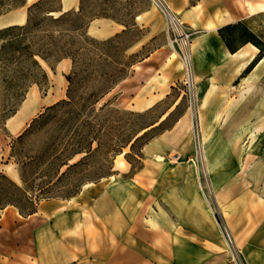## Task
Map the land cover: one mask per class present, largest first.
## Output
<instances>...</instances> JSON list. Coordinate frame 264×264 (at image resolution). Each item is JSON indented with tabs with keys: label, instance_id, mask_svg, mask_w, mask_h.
I'll return each mask as SVG.
<instances>
[{
	"label": "rangeland",
	"instance_id": "obj_1",
	"mask_svg": "<svg viewBox=\"0 0 264 264\" xmlns=\"http://www.w3.org/2000/svg\"><path fill=\"white\" fill-rule=\"evenodd\" d=\"M247 2L264 4V0H219L214 6L222 15L229 14L241 18L238 7ZM33 4L27 6L26 0H0V29L25 25L27 9ZM79 6L78 1L77 8L68 12L77 13ZM83 7L87 18L98 14L104 16L90 22L85 30L87 38L97 43L109 40H112V43L104 46L89 44V52L85 57L92 62H89L88 66L78 64L74 70L70 60H62L57 64L52 61V70L39 60L46 79L36 77L38 86L34 83L28 84L21 102L15 107L14 116L0 122V175L20 186L17 161L27 162L28 158L43 151H48L50 155L68 154L69 142L77 134L73 132L75 122H66L65 112L78 110L82 105L81 100L98 90L105 77L109 80L107 82H113L123 76L125 79L117 84L100 105H109L108 109L100 114L97 122L102 130H105L98 139L100 147L97 149L96 144H92L94 152L80 166L68 172L53 190L55 195L78 189L79 192L70 199L55 201H70L71 204L81 202L87 187L95 185L99 188L108 181L110 177L90 183L104 173L115 172L122 181L135 176L140 203L143 196L147 195L144 200L148 204L145 207L147 211H144L147 215L158 214L162 209L169 208V214L184 226L188 237H199L204 246L216 251L217 256L209 259L210 263L244 264L241 249L236 246L225 225L223 208L226 202L227 179L219 176L211 178L209 173L211 160L208 149L212 132L209 129L201 130L197 115L205 86L196 85L195 82L191 85L187 80L183 59L188 53V48H183L175 27L167 20L163 11L166 9L174 14L170 9L169 0H84ZM59 9L60 0H44L34 11V15L41 17L46 12ZM96 21L104 22L106 26L99 25ZM244 23L247 27L257 28L259 37L264 41V15L256 18L253 23L250 20H245ZM109 32L113 33L107 36ZM192 35L193 32L190 40ZM63 61L66 63L60 64ZM128 65L133 66L127 68ZM71 73L78 75V78L88 75L87 79L77 86L75 104L59 108L55 114L26 135L20 144H14L15 157L11 158L12 142L30 123L45 113L47 108L66 100V78ZM153 96L164 98L147 110L137 105L140 102L150 103ZM49 102L56 103L45 108V104ZM100 106L97 104L96 110ZM163 113L166 117L171 115L161 127L150 131L145 138L139 140L132 151L128 147L122 149L118 156H113L116 146L126 139L132 130L151 125ZM90 133L88 129L84 130L83 134L91 138ZM237 133L240 139L244 132ZM145 143L147 144L143 146ZM241 146L230 148V157L240 162L239 170L243 155ZM83 157L84 155L76 156L69 164H76ZM225 164L223 171L226 170ZM47 168L45 163H42L35 173L45 172L42 176L56 175V167L46 174ZM66 168H62L59 175L65 172ZM230 169L232 170V166ZM39 176L36 177V184L44 180V177L40 179ZM232 181L239 182L240 179H230V183ZM31 193L37 195V190L34 188ZM150 206L153 211L149 209ZM4 214L7 212H2L0 218ZM211 218L215 224L211 222ZM31 221L13 218L7 226L0 221V264L4 262L3 257L6 258L17 250L19 238L23 241L20 247H24L27 252L31 250Z\"/></svg>",
	"mask_w": 264,
	"mask_h": 264
},
{
	"label": "crops",
	"instance_id": "obj_2",
	"mask_svg": "<svg viewBox=\"0 0 264 264\" xmlns=\"http://www.w3.org/2000/svg\"><path fill=\"white\" fill-rule=\"evenodd\" d=\"M37 1L26 0L27 6ZM78 1L60 0L59 10H74ZM218 1L169 3L171 11L193 32L187 49L191 71L195 84L205 86L198 121L201 130L212 132L208 149L211 178L227 179L223 208L227 232L241 249L244 264H264V55L244 74L264 50L257 28L247 27L244 21L253 23L264 15V4L240 5L242 17L237 18L218 13L214 6ZM95 23L106 26L104 22ZM238 23L259 42L258 47L237 40L229 51L218 31ZM224 35L227 37L226 32ZM164 96H153L150 103L137 105L147 110ZM237 132H244L240 139ZM234 146L243 147L240 170V162L230 157ZM136 178L122 181L113 175L99 188L87 187L81 202H43L27 218L6 208L3 212L7 214L0 218L4 226L13 218L32 220L33 232L31 250L20 247L23 241L19 238L17 250L3 257V264H212L208 260L216 258V251L204 246L201 238L188 237L184 226L169 214V208L162 206L158 214L144 212L147 195L140 203ZM230 179L240 181L230 183ZM149 209L153 211L152 206ZM211 222L215 224L213 218Z\"/></svg>",
	"mask_w": 264,
	"mask_h": 264
},
{
	"label": "trees",
	"instance_id": "obj_3",
	"mask_svg": "<svg viewBox=\"0 0 264 264\" xmlns=\"http://www.w3.org/2000/svg\"><path fill=\"white\" fill-rule=\"evenodd\" d=\"M42 1L44 0L36 2L27 9L28 17L25 25L0 29V122H5L14 116L15 107L21 102L28 84L34 83L38 86L39 82L36 77L43 80L46 79L39 60L47 64L51 70L50 64L52 61L57 64L62 60H70L74 70L78 64L88 66L89 62H92L91 59L85 57V54L89 52L87 49L89 44H92V46H104L112 43V40L97 43L87 38L85 30L90 22L104 16L98 14L87 18L84 13V0H79L80 6L77 13H63L58 10L46 12L40 17L34 15V11L37 10ZM53 14H58L59 16L54 17ZM224 32L227 33L228 38L224 35ZM218 34L231 52L233 51L231 44L237 40L259 46V42L248 34L242 23L225 27L219 30ZM262 55H264V50L260 51L259 56L248 66L244 74L252 69ZM132 66L128 65L127 68ZM87 77L88 75L78 78V75L74 73L67 76L66 100L47 108L45 113L30 123L28 128L12 142L11 158L15 157L14 144H20L26 135L55 114L59 108L71 107L75 104L77 86L85 81ZM105 78L98 90L91 92L86 98L81 100L82 105L78 110H67L65 112L66 122H75L73 132L79 135V137L76 135L71 138L67 148L69 149L68 154L65 156L50 155L48 151H43L34 157L28 158L27 162L17 161L16 164L19 168L21 179L20 186L6 176L0 175V214L6 208H13L22 218H27L36 213L37 206L41 202L67 200L79 192L78 189L74 192L67 191L61 192V195H55L53 190L68 172L80 166L94 152L92 144L95 143L97 149L100 147L98 139L105 133V130H102L97 122H99L100 114L106 111L109 105L103 104L97 110L96 106L119 82L125 79L122 76V78H117L113 82H107L109 80ZM107 83L109 84L107 85ZM164 114L151 125L132 130V133L116 146L113 156H118L122 149L128 147L132 151L139 140L145 138L150 131L161 127L171 115L159 122ZM88 129L91 132V138H87L83 134L84 130ZM79 155H84V157L78 163L70 165L69 162ZM42 163H45V166L48 167L45 170L46 174L51 168L56 167V175L42 176L45 172L35 173ZM64 167H67L66 171L59 175L60 170ZM114 173H104L97 180L90 183H97L101 179L115 175ZM37 175L41 176H39L40 179L44 177V180H40L36 184ZM34 188L37 190V195H32L31 193Z\"/></svg>",
	"mask_w": 264,
	"mask_h": 264
},
{
	"label": "built area",
	"instance_id": "obj_4",
	"mask_svg": "<svg viewBox=\"0 0 264 264\" xmlns=\"http://www.w3.org/2000/svg\"><path fill=\"white\" fill-rule=\"evenodd\" d=\"M171 15H172V22H173L171 24L175 27V31L178 35V39L182 43L183 48L187 49L189 46V42H190L189 40L191 37V32L189 30L187 31L185 25H183L181 23V21L179 20V18H177L176 15H174V14H171ZM177 27H179V28H177ZM226 236L229 239L228 235H226Z\"/></svg>",
	"mask_w": 264,
	"mask_h": 264
},
{
	"label": "bare ground",
	"instance_id": "obj_5",
	"mask_svg": "<svg viewBox=\"0 0 264 264\" xmlns=\"http://www.w3.org/2000/svg\"><path fill=\"white\" fill-rule=\"evenodd\" d=\"M159 2V1H158ZM160 6H161V3L159 2ZM162 7V6H161ZM166 17H167V20L170 22V23H173L172 22V15L169 11H167L166 9L163 10ZM184 65H185V69H186V76H187V80L189 81V83L191 85L194 84V78H193V74H192V71H191V65H190V57H189V53H186L184 55ZM242 66V65H241ZM239 69V68H238ZM108 97V96H107ZM103 100H101L99 102V106L102 104ZM173 108V107H172ZM166 117V114H164L161 118H160V122L165 119ZM122 164V163H121Z\"/></svg>",
	"mask_w": 264,
	"mask_h": 264
}]
</instances>
